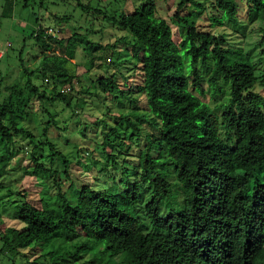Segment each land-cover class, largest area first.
<instances>
[{"label":"trees","instance_id":"trees-1","mask_svg":"<svg viewBox=\"0 0 264 264\" xmlns=\"http://www.w3.org/2000/svg\"><path fill=\"white\" fill-rule=\"evenodd\" d=\"M93 1L79 4L83 14L89 11L102 26L128 31L130 38L93 44L85 38L95 32L90 20L87 34L75 32L65 40L39 25L29 36L40 48V66L23 67L22 80L0 90V190L17 186L23 173L39 177L43 185L52 180L58 188L56 205L45 194L35 203L22 185L13 193L8 189L3 196L22 198L7 200L16 203L21 226H6L0 214V253L11 264L26 257L27 249L41 251L31 264H264V97L255 91L264 81L243 46H230L226 34L213 31L229 20L244 35L245 25L237 21L239 0H206L214 16L199 0L168 7L170 22L184 28L180 42L159 17V0H144L131 12L105 5V13L101 1L92 7ZM4 2L1 16L10 17L16 0ZM244 2L248 18L258 21L255 32L264 56V0ZM185 8L189 11L182 14ZM202 16L210 22H199ZM53 19L58 29L69 21L66 15ZM80 46L87 57L84 72L101 65L117 68L94 71L100 93L116 99L120 93L127 100L129 94L143 95L150 117L120 116L119 128L104 134L100 158L93 152L97 175L112 171L105 176L111 186H82L71 200L61 189L70 179V159L50 141L48 129L58 125L54 102H62L63 110L70 105L68 93L60 90L71 91L78 76V65H69ZM35 73L38 84L30 78ZM65 81L68 86L61 84ZM127 83L125 93L120 88ZM216 95L226 97L217 108L210 104ZM34 98L40 107L50 103L41 107L46 124L40 139L24 125ZM133 143L140 147L137 153L131 152ZM19 152L29 155L28 164L10 169ZM49 157L63 169L40 163Z\"/></svg>","mask_w":264,"mask_h":264},{"label":"rangeland","instance_id":"rangeland-1","mask_svg":"<svg viewBox=\"0 0 264 264\" xmlns=\"http://www.w3.org/2000/svg\"><path fill=\"white\" fill-rule=\"evenodd\" d=\"M102 5L109 6V10L124 7L123 10L127 12L133 11V8L140 6L144 0H100ZM204 3L206 7L207 15H217V12L210 8L209 2L206 0H199ZM97 0L92 2V7L96 6ZM179 0H159L157 2L158 15L166 19L174 33L173 39L176 42H180L184 38L183 27L175 26L170 22L166 15V10L169 7H173L177 4ZM28 3L26 7L24 4ZM87 0H16L15 6L10 14V17H2L1 14L4 10V0H0V50L3 55L0 57V90L3 91L4 86L12 84L22 80V68L29 67L31 70H35L40 66V48L37 46L34 38L29 36L30 32L36 29L39 25L52 29L54 34L60 36L64 40L72 36L75 32L80 34H87L85 28L93 27L94 33H89L90 37H85L87 40L93 42V44L106 45L108 42L111 43L116 40L119 35H127L130 38V33L125 30H119L120 28L114 26L113 29L110 25L104 24L101 21L92 19L89 11L83 14L82 5H86ZM79 4H82L81 6ZM235 4L238 7L237 21L245 25L244 35L240 32V28L236 26L229 20H225L222 26L213 27L214 32L220 34H226L225 38L230 46H243L245 51L250 53L251 61L257 69V75L260 81H264V56L259 54L258 46V35L255 32V28L258 27V21L256 19H249L247 15V7L244 0L236 1ZM102 8L103 13L108 10L106 6ZM195 8L193 11L195 12ZM189 8H185L182 14H186ZM53 15H66L69 17V21L63 23L62 29H58V24ZM91 21L93 24L90 26ZM199 22L208 24L210 21L206 20L204 16L199 18ZM90 26V27H89ZM58 30V32H57ZM62 30V31H61ZM115 42V41H114ZM9 44V45H8ZM128 44V43H127ZM242 44V45H241ZM125 45H123V48ZM84 48V46H82ZM78 47L75 57L73 59V64L78 65L76 78L71 82L72 89L67 92L68 100L70 102L69 107L63 110L62 102H54L55 110L58 111V125L57 129L50 127L48 129V138L52 141L55 147L66 155L70 159V166L68 167L69 181L64 180L61 182V189L67 198L74 200L77 191L82 186H93L94 184H100L102 188H107L111 186V180L105 178L111 170L104 171L101 173L100 177L97 175L98 167V157L93 158L94 154L101 156L100 150L104 143V134L109 130V128L116 127L119 128L118 122L120 121V116L122 114L137 112L140 114H145L150 117L148 111H146L145 99L143 95L129 94L128 98L120 96L117 93L119 99L113 98L111 96H104L100 93L97 88L96 80L98 78L97 74L101 72L113 73L117 69H108L104 65H101L88 73L84 72V64L87 61L86 52ZM59 49L56 50V54H62ZM100 55V53H97ZM63 56L65 57V52L63 51ZM99 61H95L97 64ZM23 64V66H22ZM99 64V63H98ZM95 67V65H94ZM123 71V70H121ZM31 80L34 83H40L41 77L39 73L31 75ZM68 86V82L61 83ZM127 86H122L120 89L126 93ZM255 91L259 92L264 97V86L259 82L255 86ZM226 97L224 95H216L210 104L212 107H218L222 102L225 103ZM50 103L45 102L41 107L46 108ZM33 111L30 113V117L24 122V125L28 131H30L37 139H40L41 129L46 124V117L38 104L36 98L33 100ZM130 129L127 130L128 135ZM134 138V137H133ZM129 141L130 139L127 138ZM141 146L144 143L139 142ZM143 144V145H142ZM99 147V148H98ZM140 147L132 144L131 152L137 153ZM77 149L83 150L79 155H75ZM47 150L44 151V154ZM157 150L152 149V154L155 155ZM29 155L20 153L14 158L10 163V169H21L28 164ZM92 159H94L92 162ZM46 168H54L57 170H62V163L57 160H51V158H45L40 161ZM31 168L28 169V171ZM21 173V170L19 171ZM20 179V178H19ZM99 179V180H98ZM21 182L13 184L9 187L16 192L20 190V185L23 186L27 192L30 193V200L38 203V195L50 196L53 205H56L57 201L54 200V196L58 193L57 187H54L52 180H47L45 185L39 181V177H35L33 174H24L21 176ZM49 185V188L47 187ZM15 186V188H14ZM0 190V214L2 215V221L6 226H13L19 228L21 225L17 220L18 208L14 207L16 203H9L7 200H18L22 199L18 195L13 194V196H3L8 193V189ZM53 197V198H52ZM20 201V200H19ZM2 208H4L2 210ZM1 217V216H0ZM1 247V242H0ZM26 257L17 256L16 262L13 264H31L35 257L39 256L41 251L28 249L24 251ZM35 256V257H34ZM0 264H11L9 259L5 257V254L0 253Z\"/></svg>","mask_w":264,"mask_h":264},{"label":"built area","instance_id":"built-area-1","mask_svg":"<svg viewBox=\"0 0 264 264\" xmlns=\"http://www.w3.org/2000/svg\"><path fill=\"white\" fill-rule=\"evenodd\" d=\"M46 33L48 34H54L53 30L52 29H47L46 30ZM9 45V44H8ZM3 55V52L0 50V57ZM70 91V88L69 87H62L60 92L61 93H67Z\"/></svg>","mask_w":264,"mask_h":264}]
</instances>
